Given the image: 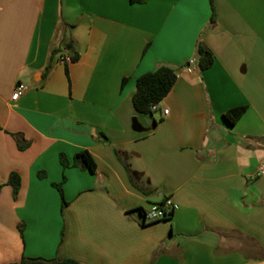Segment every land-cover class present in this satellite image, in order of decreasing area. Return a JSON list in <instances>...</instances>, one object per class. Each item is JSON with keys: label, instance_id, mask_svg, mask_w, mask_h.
<instances>
[{"label": "crops", "instance_id": "obj_1", "mask_svg": "<svg viewBox=\"0 0 264 264\" xmlns=\"http://www.w3.org/2000/svg\"><path fill=\"white\" fill-rule=\"evenodd\" d=\"M213 3L215 22L211 0H0V264H264V0ZM199 41L214 63L188 72ZM162 65L175 85L137 111ZM84 149L95 171L73 165ZM167 197L172 217L143 222Z\"/></svg>", "mask_w": 264, "mask_h": 264}, {"label": "trees", "instance_id": "obj_2", "mask_svg": "<svg viewBox=\"0 0 264 264\" xmlns=\"http://www.w3.org/2000/svg\"><path fill=\"white\" fill-rule=\"evenodd\" d=\"M211 1L214 8L213 0ZM212 22H215V8H214ZM63 42H64L63 46L72 51L71 54L72 60L73 61L77 60L80 54L76 50V44L73 37L69 36L67 38H64ZM60 50L61 48L53 49V55L59 52ZM214 60L215 57L213 52L203 42L199 41L197 45L198 68L202 70L207 69L213 65ZM51 67H52V62H49L46 71L48 72L51 69ZM176 80H177V73L175 69L168 65H162L154 71H150L141 75L137 80V86L133 96V103L135 109L142 113H154L155 111L152 110L151 108L152 104L160 103L171 91V89L175 85ZM246 110H247V105L237 106L228 110L225 114V117L229 122L235 123L241 118V116ZM60 160L65 168L71 165L67 155L64 153H61ZM73 165L87 167L91 171L96 170V162L93 156L91 155V153L86 149L80 150L79 152L76 153V155L74 156ZM42 175L43 174L41 173V176ZM64 180H66V176H64ZM7 183L13 186L14 195L16 197L21 187L20 174L16 171L12 172L9 176ZM54 185L59 189L60 194L62 196V201H63L62 209L64 211L69 202L67 201L64 195L63 182L54 183ZM140 212L144 216L145 210L140 208ZM172 215L167 217V219H170ZM21 232H23L22 227H21ZM63 236H64V232H63ZM1 264H86V263L78 259L63 254H59L53 258H45L41 256H36V257L24 256L18 262L1 263Z\"/></svg>", "mask_w": 264, "mask_h": 264}, {"label": "built area", "instance_id": "obj_3", "mask_svg": "<svg viewBox=\"0 0 264 264\" xmlns=\"http://www.w3.org/2000/svg\"><path fill=\"white\" fill-rule=\"evenodd\" d=\"M60 58L66 62L72 61V55L71 54H64L61 55ZM184 68L188 72H192L197 68V58L193 57L184 65ZM28 85L24 82L19 81L16 84V87L14 89L12 99L18 100L27 90ZM152 110H158L160 108L159 103H153L151 106ZM162 113L164 115H167L169 113V109L167 107L162 108ZM259 174H264V164L261 165ZM176 208V204L173 201L172 198L167 197L162 200V202L158 205L153 206L151 209L145 211L144 214V221L145 222H153L159 219L167 218L171 216Z\"/></svg>", "mask_w": 264, "mask_h": 264}]
</instances>
